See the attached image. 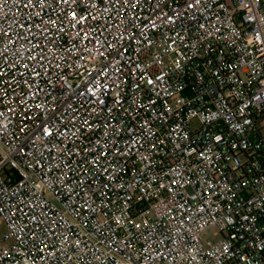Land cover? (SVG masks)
Here are the masks:
<instances>
[{"label":"built area","instance_id":"1","mask_svg":"<svg viewBox=\"0 0 264 264\" xmlns=\"http://www.w3.org/2000/svg\"><path fill=\"white\" fill-rule=\"evenodd\" d=\"M0 226V264H264V0H0Z\"/></svg>","mask_w":264,"mask_h":264},{"label":"rangeland","instance_id":"2","mask_svg":"<svg viewBox=\"0 0 264 264\" xmlns=\"http://www.w3.org/2000/svg\"><path fill=\"white\" fill-rule=\"evenodd\" d=\"M5 231H6L5 227L4 226H0V234L4 233ZM216 235L217 234H216L215 230H209L207 232L206 239L213 241L214 240L213 237H216Z\"/></svg>","mask_w":264,"mask_h":264}]
</instances>
